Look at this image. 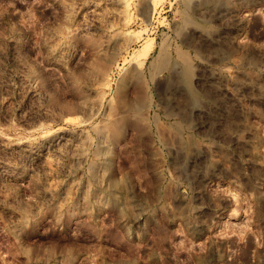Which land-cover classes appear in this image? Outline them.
I'll return each instance as SVG.
<instances>
[{
  "label": "rangeland",
  "instance_id": "374dc122",
  "mask_svg": "<svg viewBox=\"0 0 264 264\" xmlns=\"http://www.w3.org/2000/svg\"><path fill=\"white\" fill-rule=\"evenodd\" d=\"M0 264H264V0H0Z\"/></svg>",
  "mask_w": 264,
  "mask_h": 264
}]
</instances>
